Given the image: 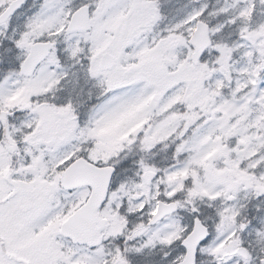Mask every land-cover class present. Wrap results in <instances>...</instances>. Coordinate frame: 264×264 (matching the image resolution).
<instances>
[{"label":"snow or ice","instance_id":"obj_1","mask_svg":"<svg viewBox=\"0 0 264 264\" xmlns=\"http://www.w3.org/2000/svg\"><path fill=\"white\" fill-rule=\"evenodd\" d=\"M0 264H264V0H0Z\"/></svg>","mask_w":264,"mask_h":264}]
</instances>
